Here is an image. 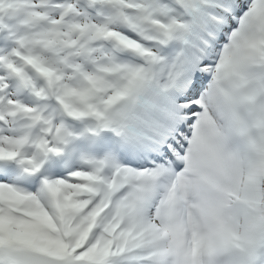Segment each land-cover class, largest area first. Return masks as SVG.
Segmentation results:
<instances>
[{"label": "snow or ice", "instance_id": "6c2138e0", "mask_svg": "<svg viewBox=\"0 0 264 264\" xmlns=\"http://www.w3.org/2000/svg\"><path fill=\"white\" fill-rule=\"evenodd\" d=\"M0 264H264V0H0Z\"/></svg>", "mask_w": 264, "mask_h": 264}]
</instances>
